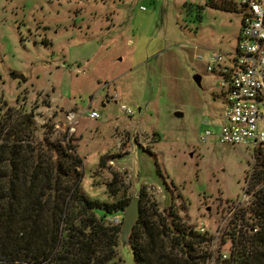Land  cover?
Listing matches in <instances>:
<instances>
[{
  "label": "rangeland",
  "instance_id": "374dc122",
  "mask_svg": "<svg viewBox=\"0 0 264 264\" xmlns=\"http://www.w3.org/2000/svg\"><path fill=\"white\" fill-rule=\"evenodd\" d=\"M205 1L0 0V109L33 111L36 144L70 141L88 197L116 202L114 182L122 200L142 191L141 210L172 206L184 225L203 224L216 255L229 248L221 236L235 203H250L248 184L264 167L250 146L201 142L206 130L217 134L212 122L226 107V87L207 67L213 54L235 53L241 19ZM117 251L132 264L127 245Z\"/></svg>",
  "mask_w": 264,
  "mask_h": 264
},
{
  "label": "trees",
  "instance_id": "16d2710c",
  "mask_svg": "<svg viewBox=\"0 0 264 264\" xmlns=\"http://www.w3.org/2000/svg\"><path fill=\"white\" fill-rule=\"evenodd\" d=\"M204 5L240 15L233 0ZM16 111L0 109V264H124L117 251L122 224L111 221L123 220L130 201L117 198L116 182L108 189L116 202L88 197L81 186L83 159L74 156L70 141L65 147L36 144L33 111ZM256 159L264 167L260 149ZM107 162L101 157L99 165ZM261 175L264 170L254 172L251 189ZM139 195L142 201V191ZM196 228L184 225L172 206L160 213L142 209L127 245L131 263L209 264L213 236ZM221 242L229 248L219 255L228 258L215 264H264L263 188L249 207L232 214Z\"/></svg>",
  "mask_w": 264,
  "mask_h": 264
},
{
  "label": "built area",
  "instance_id": "2783aa9c",
  "mask_svg": "<svg viewBox=\"0 0 264 264\" xmlns=\"http://www.w3.org/2000/svg\"><path fill=\"white\" fill-rule=\"evenodd\" d=\"M238 8L241 19L235 53L230 54L227 60L219 53L213 54V65H208L206 71L223 81L222 88L226 87L223 91L226 107L222 113V124L219 125L216 135L206 130L201 142L205 143L210 136H217L220 143L229 146L246 145L256 152L258 149H264V131L259 126L264 117L262 113L264 111V0H239ZM120 110L128 116L133 115L124 105ZM99 118L97 112L89 113V119ZM204 124L207 125L209 122L205 121ZM258 177L260 183L252 189H249L250 184H248L246 190L249 198L251 197L250 203H235L233 213L240 207H249L257 191L264 189V176ZM252 178L253 175L249 178L250 182ZM245 195L242 198L245 199ZM245 201L247 202L246 199ZM206 229L201 224L197 225L195 230L204 234ZM227 258L226 253L220 256L217 252L216 255L212 254L209 264Z\"/></svg>",
  "mask_w": 264,
  "mask_h": 264
},
{
  "label": "water",
  "instance_id": "95a60500",
  "mask_svg": "<svg viewBox=\"0 0 264 264\" xmlns=\"http://www.w3.org/2000/svg\"><path fill=\"white\" fill-rule=\"evenodd\" d=\"M12 79L20 80V82H23L25 80V78L20 74H13ZM192 80L197 87H201V77L199 75L195 74L192 77ZM140 216H141L140 198L133 197L123 212V222H122V227H120V238L122 244L124 245L129 244L130 233L133 227H135L137 221L140 219Z\"/></svg>",
  "mask_w": 264,
  "mask_h": 264
},
{
  "label": "crops",
  "instance_id": "0c3cea01",
  "mask_svg": "<svg viewBox=\"0 0 264 264\" xmlns=\"http://www.w3.org/2000/svg\"><path fill=\"white\" fill-rule=\"evenodd\" d=\"M222 124V116H220V118H215L212 122L213 126H216L217 128L219 127V125Z\"/></svg>",
  "mask_w": 264,
  "mask_h": 264
}]
</instances>
